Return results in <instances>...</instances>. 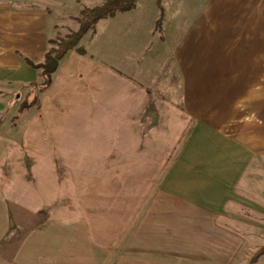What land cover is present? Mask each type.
I'll list each match as a JSON object with an SVG mask.
<instances>
[{
  "label": "crops",
  "instance_id": "1",
  "mask_svg": "<svg viewBox=\"0 0 264 264\" xmlns=\"http://www.w3.org/2000/svg\"><path fill=\"white\" fill-rule=\"evenodd\" d=\"M83 2L0 0L3 102ZM163 6L101 20L2 128L0 264H262L264 0Z\"/></svg>",
  "mask_w": 264,
  "mask_h": 264
},
{
  "label": "trees",
  "instance_id": "2",
  "mask_svg": "<svg viewBox=\"0 0 264 264\" xmlns=\"http://www.w3.org/2000/svg\"><path fill=\"white\" fill-rule=\"evenodd\" d=\"M140 0H104V2L96 7L84 9L79 16L72 17L78 24L79 28L64 36L50 40V48L45 56L44 62L34 64L27 60L28 65L42 72V82L40 84H32L27 99L19 108L20 113L23 111L33 112L39 108L41 96L51 86L54 76L58 71L63 59L72 51L81 55H86L87 50L82 46L84 37L89 33H94L97 24L101 20L114 18L115 16L127 13L135 9ZM161 15L157 22V30L162 31L165 18L163 0H157ZM1 134V132H0ZM264 253V249L258 252L257 256Z\"/></svg>",
  "mask_w": 264,
  "mask_h": 264
},
{
  "label": "rangeland",
  "instance_id": "3",
  "mask_svg": "<svg viewBox=\"0 0 264 264\" xmlns=\"http://www.w3.org/2000/svg\"><path fill=\"white\" fill-rule=\"evenodd\" d=\"M104 0H84V2L82 3L83 7L82 9H86V7L88 5H92V6H99L101 5V3ZM57 8V7H56ZM78 7L76 6H69L67 8H63L62 7L59 8L58 12L57 10H55V16L56 17V21L55 24L57 23L59 25L58 29L56 30V28L54 30H56L55 34H54V38H59L64 37L74 31H76L79 28V24L76 22L74 23V21L71 22V17H77L76 15H78ZM79 16V15H78ZM40 71V70H38ZM41 72V71H40ZM41 76H42V72H41ZM42 82V81H41ZM41 82L37 83L40 84ZM2 90V88L0 89V91ZM31 90L29 88H16L15 91L11 92V96H9L8 94H3L5 95L3 99L6 100L5 103L3 102V100L0 99V111L3 107H5L7 104V108L6 111L3 112L2 114L0 112V132L2 130V128L5 127V130H13L14 127H20V124L22 123L24 117L27 115L28 111H23L22 113H20L19 108L21 107V105L23 104V102L27 99V96L29 94ZM18 129V128H17ZM262 264H264V259L262 261Z\"/></svg>",
  "mask_w": 264,
  "mask_h": 264
}]
</instances>
